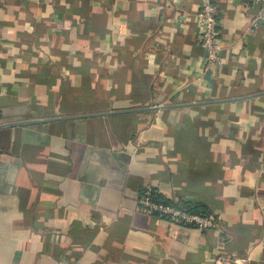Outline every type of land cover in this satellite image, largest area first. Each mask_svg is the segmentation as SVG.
<instances>
[{
  "label": "crops",
  "instance_id": "0c3cea01",
  "mask_svg": "<svg viewBox=\"0 0 264 264\" xmlns=\"http://www.w3.org/2000/svg\"><path fill=\"white\" fill-rule=\"evenodd\" d=\"M212 1L217 68L199 0H0V264H264V30Z\"/></svg>",
  "mask_w": 264,
  "mask_h": 264
},
{
  "label": "built area",
  "instance_id": "2783aa9c",
  "mask_svg": "<svg viewBox=\"0 0 264 264\" xmlns=\"http://www.w3.org/2000/svg\"><path fill=\"white\" fill-rule=\"evenodd\" d=\"M256 6L255 12L248 18V29L255 30L262 27L264 30V0H248ZM220 10L212 0H199L195 12V21L198 27V41L204 50V67H219L222 64L220 55V44L218 38V17ZM120 24V23H119ZM117 24L116 26H119ZM154 189L147 187L138 198L140 207L158 217L165 219L168 223L167 233L176 237L177 232L183 226L196 227L205 230L218 226V219L210 214L193 212L167 203L162 199L154 197Z\"/></svg>",
  "mask_w": 264,
  "mask_h": 264
},
{
  "label": "trees",
  "instance_id": "16d2710c",
  "mask_svg": "<svg viewBox=\"0 0 264 264\" xmlns=\"http://www.w3.org/2000/svg\"><path fill=\"white\" fill-rule=\"evenodd\" d=\"M153 195L157 199H161L162 198L163 201H165L167 203L176 204L177 206L182 207V208H184L186 210L193 211V212H200V213L210 214L213 217H216V215L212 214V212L209 211L202 203H196V202L188 201V200L181 199V198L177 199L175 201H172V200H169V199H166V198L164 199L162 196H160V194H158L156 192H154Z\"/></svg>",
  "mask_w": 264,
  "mask_h": 264
},
{
  "label": "water",
  "instance_id": "95a60500",
  "mask_svg": "<svg viewBox=\"0 0 264 264\" xmlns=\"http://www.w3.org/2000/svg\"><path fill=\"white\" fill-rule=\"evenodd\" d=\"M169 105H160V107H168ZM155 107H157V106H155ZM23 122H26V121H23Z\"/></svg>",
  "mask_w": 264,
  "mask_h": 264
}]
</instances>
